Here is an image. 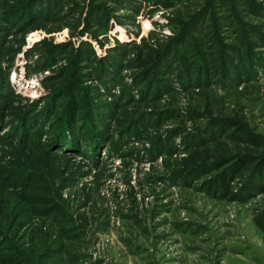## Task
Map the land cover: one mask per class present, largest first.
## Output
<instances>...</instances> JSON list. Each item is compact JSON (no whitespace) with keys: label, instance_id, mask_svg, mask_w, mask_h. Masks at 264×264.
<instances>
[{"label":"rangeland","instance_id":"obj_1","mask_svg":"<svg viewBox=\"0 0 264 264\" xmlns=\"http://www.w3.org/2000/svg\"><path fill=\"white\" fill-rule=\"evenodd\" d=\"M5 1L11 5L17 0ZM88 1L62 0L55 20L24 32L7 29L0 40V83L6 85L0 88V243L47 257L44 262L23 264H264V230L253 222V216L264 211V193L240 202L211 197L198 189L200 180L183 186L180 181L157 179L195 157L216 160L244 151L264 154L263 147L224 135L202 145L184 139L188 133L203 131L211 119L239 121L250 135L264 139V65L256 67L252 80L212 83L206 88H185L175 72H168L170 94L135 110V105L127 104L108 125L116 139L120 124L136 111L174 107L175 116L147 124L138 136L127 138L121 154L104 147L97 157L84 156L56 146L48 124L38 131L21 122L27 108H42L59 85L60 70L69 65L62 56L48 67L34 69L41 42L71 41L77 46L87 41L97 58L117 44L126 45L122 83L105 89L87 78L85 84L96 85L108 101L123 87L138 99L133 59L153 58L156 49L178 34L180 26L173 19L186 20L204 6V0H174L171 5L165 0H101L113 15L107 29L93 39L78 33L84 27ZM256 1L264 5V0ZM216 9L224 41L234 43L227 28L229 8L217 5ZM238 12L244 20L263 23L264 30L262 18L245 8ZM260 50L264 56V47ZM176 128L183 133L168 144L171 155L164 150L152 158V143ZM240 182L236 178L232 187L238 188ZM48 206L49 214L41 213ZM5 251L0 250V257Z\"/></svg>","mask_w":264,"mask_h":264},{"label":"trees","instance_id":"obj_2","mask_svg":"<svg viewBox=\"0 0 264 264\" xmlns=\"http://www.w3.org/2000/svg\"><path fill=\"white\" fill-rule=\"evenodd\" d=\"M120 1L116 0L117 3ZM173 1L165 0V4L171 5ZM60 3L62 0H17L14 4L7 5L5 0H1L0 40L7 29L15 28L24 32L55 20L60 14ZM217 5L227 6L230 10L231 15L227 17L230 27L227 28L234 34V43H226L225 37L221 35L220 21L215 14ZM86 7L84 27L77 32L80 35L88 33L91 38L97 39L98 32L107 29L113 11L101 0H89ZM241 8L264 21V5L256 0H204V6L188 19L174 18V22L180 26L178 34L156 49L153 58L142 59L136 56L132 61L137 69L133 84L138 87V99L134 98L129 88L123 87L119 96L108 101L103 99L104 95L96 85L85 84L87 78L96 79L105 89L112 84L122 83L121 70L125 65L123 60L127 55L126 45L117 44L104 57L97 58L87 41H79L77 46L71 41L64 44L41 42L43 47L39 46L40 61L35 63L34 69L48 67L49 62L62 56L69 65L66 71L63 68L60 70L59 85L44 99L42 108H27L21 113V122L28 123L38 131L48 124L47 129L56 146L71 149L84 156L97 157L104 147L121 154L120 146L126 144L127 138L138 136L147 124H155L163 118L175 116L174 107L155 108L150 112L136 111L135 115L125 119L123 125L119 122L122 128L116 139L110 133L108 125L109 120L116 117L119 108L128 104L135 105V110L149 103L156 104L163 94H170L172 87L167 77L168 72H175L176 78L185 88L193 85L206 88L212 83L227 85L231 81L235 83L244 78L247 81L254 78L256 67L264 65V56L260 50L264 47L263 23L257 25L244 20L238 12ZM85 69L90 71L83 72ZM4 86L6 85L0 83L1 89ZM182 133L180 128L169 130L164 140L152 143L149 154L153 158L166 150V154L170 156L168 144L175 135ZM220 135L264 148V139L250 135L245 125L235 120L211 119L203 131L188 133L184 139H187V144L202 145ZM80 143L84 147H80ZM236 178L241 179V182L234 189L232 182ZM157 179L180 181L183 186H190L192 182L200 180L198 189L211 197L244 202L254 195L264 193V154L244 151L216 160L195 157L188 163L166 171ZM56 210L60 211L59 208ZM40 211L49 214V206ZM253 222L264 230V211L255 214ZM61 233H65L64 227ZM14 247L16 246L13 244L4 246L3 242L0 243V250H7L0 257L1 264L47 260L44 255L34 257L31 252L18 247L14 250Z\"/></svg>","mask_w":264,"mask_h":264}]
</instances>
